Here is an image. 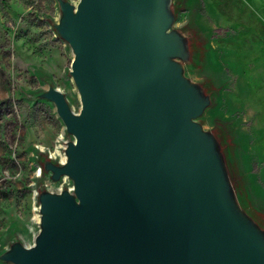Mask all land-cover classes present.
I'll return each instance as SVG.
<instances>
[{
	"label": "water",
	"instance_id": "1",
	"mask_svg": "<svg viewBox=\"0 0 264 264\" xmlns=\"http://www.w3.org/2000/svg\"><path fill=\"white\" fill-rule=\"evenodd\" d=\"M160 2L81 0L64 12L79 113L50 97L75 138L55 169L74 192L42 200L41 234L14 264H264L188 123L199 106L179 94Z\"/></svg>",
	"mask_w": 264,
	"mask_h": 264
},
{
	"label": "rangeland",
	"instance_id": "2",
	"mask_svg": "<svg viewBox=\"0 0 264 264\" xmlns=\"http://www.w3.org/2000/svg\"><path fill=\"white\" fill-rule=\"evenodd\" d=\"M81 0H0V264L36 244L42 200L75 143L53 91L79 113L64 12ZM167 61L199 106L188 119L215 162L230 216L264 249V0H161Z\"/></svg>",
	"mask_w": 264,
	"mask_h": 264
},
{
	"label": "bare ground",
	"instance_id": "3",
	"mask_svg": "<svg viewBox=\"0 0 264 264\" xmlns=\"http://www.w3.org/2000/svg\"><path fill=\"white\" fill-rule=\"evenodd\" d=\"M66 163V162H65Z\"/></svg>",
	"mask_w": 264,
	"mask_h": 264
}]
</instances>
